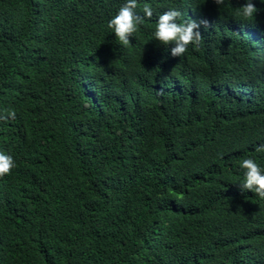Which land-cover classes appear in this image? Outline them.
<instances>
[{
    "label": "trees",
    "instance_id": "16d2710c",
    "mask_svg": "<svg viewBox=\"0 0 264 264\" xmlns=\"http://www.w3.org/2000/svg\"><path fill=\"white\" fill-rule=\"evenodd\" d=\"M125 2L0 0V264H264V0H138L127 47ZM169 8L209 21L183 57Z\"/></svg>",
    "mask_w": 264,
    "mask_h": 264
},
{
    "label": "clouds",
    "instance_id": "9594fccd",
    "mask_svg": "<svg viewBox=\"0 0 264 264\" xmlns=\"http://www.w3.org/2000/svg\"><path fill=\"white\" fill-rule=\"evenodd\" d=\"M218 6H223L225 0H214ZM138 0H126L119 8L117 14L108 22V27L113 30L119 42L127 47L130 45V37L137 32V26L142 24L144 17L151 19L153 10L145 4L143 6V16L137 14ZM258 11L253 0L246 2L236 12L235 17L238 20L251 21ZM181 12L176 8H169L167 11L159 15L154 31V38L162 45H174L171 47V55L173 57H183L190 44L198 46L202 39V34L199 31L201 25L205 28L209 26V21L202 19L184 20L180 22ZM164 93V88L159 90ZM15 112L10 111L5 115H0V119L15 118ZM257 152H264V144L257 146ZM15 167L13 157L4 151H0V177L8 175ZM240 167L243 168L244 176L240 182L242 190H251L259 198L264 199V169L252 158L241 160Z\"/></svg>",
    "mask_w": 264,
    "mask_h": 264
},
{
    "label": "bare ground",
    "instance_id": "6f19581e",
    "mask_svg": "<svg viewBox=\"0 0 264 264\" xmlns=\"http://www.w3.org/2000/svg\"><path fill=\"white\" fill-rule=\"evenodd\" d=\"M260 58V57H259Z\"/></svg>",
    "mask_w": 264,
    "mask_h": 264
}]
</instances>
